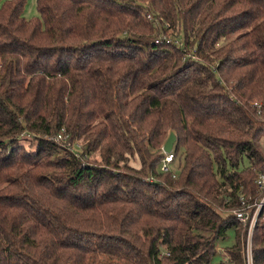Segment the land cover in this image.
Listing matches in <instances>:
<instances>
[{
  "label": "trees",
  "instance_id": "trees-1",
  "mask_svg": "<svg viewBox=\"0 0 264 264\" xmlns=\"http://www.w3.org/2000/svg\"><path fill=\"white\" fill-rule=\"evenodd\" d=\"M26 1L0 0V264H211L229 229L219 264H245L264 0H36L29 20Z\"/></svg>",
  "mask_w": 264,
  "mask_h": 264
},
{
  "label": "built area",
  "instance_id": "built-area-1",
  "mask_svg": "<svg viewBox=\"0 0 264 264\" xmlns=\"http://www.w3.org/2000/svg\"><path fill=\"white\" fill-rule=\"evenodd\" d=\"M148 18L150 19L149 16ZM170 40L171 39H168V37L160 35L159 38H157L154 41V43L155 44H162V43L169 44ZM175 45L177 47L178 46L183 47V43L180 40H177L175 42ZM249 105L256 111L257 115L260 114L261 109H262V102L253 101L249 103ZM60 137L58 136L57 139H60ZM65 149L71 151L75 155V158L77 159L81 158L80 156L81 151L80 149H78V147H77V150H75L71 146L65 145ZM161 152L163 153L162 149H161ZM163 154H164V159L162 161V165L160 169L163 172H167L169 171L168 165H170L173 160L172 151L168 154L166 153H163ZM256 185H257L258 193H262L264 190V175L263 174H260V173L257 174ZM238 201H239V207L236 209H233L231 211V215L245 230L246 240L244 242V248H243L245 264H253L252 252H251V239H252V233H253V229L256 224L257 217L259 213L261 212V209L264 207V194L259 201H254L253 203H251L250 200L246 201L244 196L240 194L238 197ZM225 260L226 258L224 259V261Z\"/></svg>",
  "mask_w": 264,
  "mask_h": 264
},
{
  "label": "rangeland",
  "instance_id": "rangeland-1",
  "mask_svg": "<svg viewBox=\"0 0 264 264\" xmlns=\"http://www.w3.org/2000/svg\"><path fill=\"white\" fill-rule=\"evenodd\" d=\"M22 16L26 19L29 20L33 17H37V12H36V0H27L26 1V5L24 7ZM261 102V101H259ZM259 149L261 151V153L264 156V137L260 139L259 142ZM169 166V170L172 173H176L177 172V161H172ZM244 166H247V162L244 161ZM235 239V232L234 229H229L226 232V236L224 238V240L218 241L217 245H216V254L212 260L211 264H219L220 261H223L224 258V254H225V248L233 245L234 240Z\"/></svg>",
  "mask_w": 264,
  "mask_h": 264
},
{
  "label": "water",
  "instance_id": "water-1",
  "mask_svg": "<svg viewBox=\"0 0 264 264\" xmlns=\"http://www.w3.org/2000/svg\"><path fill=\"white\" fill-rule=\"evenodd\" d=\"M176 142V136L174 135V133H170L162 147V151L163 153H170L173 150V146Z\"/></svg>",
  "mask_w": 264,
  "mask_h": 264
},
{
  "label": "crops",
  "instance_id": "crops-1",
  "mask_svg": "<svg viewBox=\"0 0 264 264\" xmlns=\"http://www.w3.org/2000/svg\"><path fill=\"white\" fill-rule=\"evenodd\" d=\"M224 258H225V254H224Z\"/></svg>",
  "mask_w": 264,
  "mask_h": 264
}]
</instances>
